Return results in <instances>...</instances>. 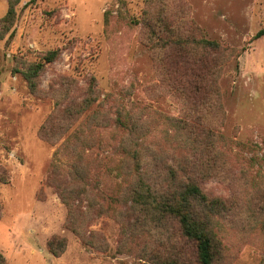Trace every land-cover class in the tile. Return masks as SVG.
<instances>
[{
	"label": "rangeland",
	"instance_id": "1",
	"mask_svg": "<svg viewBox=\"0 0 264 264\" xmlns=\"http://www.w3.org/2000/svg\"><path fill=\"white\" fill-rule=\"evenodd\" d=\"M161 16L187 36L225 49L202 107L199 97L176 95L152 53L146 24ZM260 31L264 0H21L0 39V253L7 264H151L142 258L143 249H165L167 236L150 227L124 241L113 211L126 184L115 173L128 170L115 147L132 124L144 145L169 164L174 156H182L181 165L195 164L191 178L208 198L221 199L224 208L211 217L217 264H264V34L255 38ZM56 49V61L45 67L33 93L21 71ZM90 78L91 106L67 123L60 140L41 138L49 116L86 97ZM190 115L200 121L199 131L207 129L201 134H216L219 147L218 140L205 151L177 146L169 120L190 122ZM76 130L92 143L87 188L97 184L103 197L95 201L111 209L87 223L97 235L92 247L64 228L66 207L46 183L56 147ZM54 235L67 238L59 257L47 249Z\"/></svg>",
	"mask_w": 264,
	"mask_h": 264
},
{
	"label": "trees",
	"instance_id": "2",
	"mask_svg": "<svg viewBox=\"0 0 264 264\" xmlns=\"http://www.w3.org/2000/svg\"><path fill=\"white\" fill-rule=\"evenodd\" d=\"M4 1L7 10L0 19L4 31H0V39L11 27L15 8L21 0ZM161 18L149 20L146 24L147 40L152 53L173 80L171 88L176 95L187 100L199 97L202 103H198V107H202L209 92L208 79L222 64L220 56L225 49L215 41L187 36L181 27L169 25L163 16ZM263 34L264 31H260L255 38ZM200 50L208 53L200 55L197 53ZM58 55V49L47 51L38 61L21 71L33 93L38 90L41 73L47 65L56 61ZM94 87V78H90L86 97L54 116H49L48 122L40 128V137L44 140L53 137L60 140L65 134L63 132L67 123L80 118L93 103ZM191 117L190 122L169 120L171 138L177 146L188 150L199 145L201 151H205L206 147L214 146L218 140L215 146L219 147L220 140L213 136L216 134L211 129L207 134H201V131L207 129L199 131L196 125L200 121L194 115ZM140 134L135 124L126 127L125 139L122 138L123 141L115 147L116 152H122L126 159L124 162L128 165L127 171L120 167L115 173L117 177L122 176V180H126L124 188L113 199L120 206L113 211L121 226V237L124 241L127 237H137L142 227H150L160 235H166L165 249L159 246L154 249L149 244L143 249L142 258L151 264H217L218 243L212 233L211 217L224 208L221 199L208 198L191 178L189 174L196 168L195 164H179L183 160L182 156L172 157L173 164H169L157 150H150L147 144L144 145ZM86 138L85 132L76 130L56 147L46 183L54 189L66 207L64 228L72 232L82 244L92 247L97 235L88 232L87 223L111 209L95 201L96 196L103 197L97 184L91 189L87 188L90 186L87 179L90 171L87 151L91 150L92 143ZM62 159L64 163L59 162ZM85 200L87 207L83 209L82 203ZM66 246L67 238L60 235L52 236L47 242L48 252L54 257L64 253ZM0 264H7L1 253Z\"/></svg>",
	"mask_w": 264,
	"mask_h": 264
},
{
	"label": "crops",
	"instance_id": "3",
	"mask_svg": "<svg viewBox=\"0 0 264 264\" xmlns=\"http://www.w3.org/2000/svg\"><path fill=\"white\" fill-rule=\"evenodd\" d=\"M6 10H7L6 1L0 0V14L3 15Z\"/></svg>",
	"mask_w": 264,
	"mask_h": 264
}]
</instances>
